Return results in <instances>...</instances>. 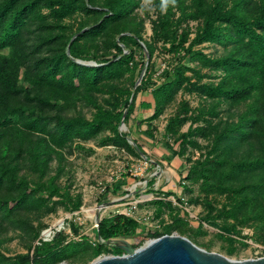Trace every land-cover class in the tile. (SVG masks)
Here are the masks:
<instances>
[{"label": "trees", "instance_id": "16d2710c", "mask_svg": "<svg viewBox=\"0 0 264 264\" xmlns=\"http://www.w3.org/2000/svg\"><path fill=\"white\" fill-rule=\"evenodd\" d=\"M138 6L137 0H0V245L8 233L30 244L26 254L13 257L0 250V264L118 256L123 251L106 242L133 239L144 231L137 220L117 214L99 221L94 242L86 237L66 242L62 232L43 241L47 226L40 220L58 210H80L81 198L72 195L71 184L60 181L68 157L93 153L83 144L95 141L98 147L143 155L135 140L128 142L131 132L119 127L125 110L128 125L137 95L149 90L152 102L140 108L152 114L137 123H147L149 135L152 123L179 97L199 100L196 107L183 99L177 103L163 140L174 157L188 150L200 153L194 161L186 159L182 191L191 195L196 187L203 196V222L219 229V238L229 243L254 226L252 238L264 246V0H168L164 13L159 7L151 21L149 42L134 15ZM189 22L199 23L193 37ZM203 45L214 52L205 53ZM157 49L171 57L159 84L152 81ZM79 103L92 110L90 119L69 115ZM170 140L176 148L169 147ZM212 198L225 203L217 208ZM154 203L159 212L173 207ZM186 226L175 219L143 240L174 231L184 235ZM73 231L78 234L74 226Z\"/></svg>", "mask_w": 264, "mask_h": 264}, {"label": "rangeland", "instance_id": "374dc122", "mask_svg": "<svg viewBox=\"0 0 264 264\" xmlns=\"http://www.w3.org/2000/svg\"><path fill=\"white\" fill-rule=\"evenodd\" d=\"M137 1L139 6L134 15L136 20L141 23L143 38L149 42L152 36L151 21L156 18L159 7L164 13L168 0ZM74 22H78V18L74 19ZM198 25V22L187 24L188 29L193 33L191 37ZM201 48L205 53L214 52V48L210 45H203ZM151 62L153 65L152 81L159 84L160 74L170 65L171 57L157 49ZM181 99L189 101L192 107H196L199 102L196 96L179 97L174 105L168 107L164 114L152 123L153 131L152 135H149L146 132L147 123L141 126H138L137 123L152 114V110L140 108V103L152 102L150 90L137 95L135 110L126 126V132L130 131L129 140H135L142 148L143 155H139L138 158L112 146L98 147L95 141L83 144L86 149L93 150L91 155L81 152L68 157L65 175L60 182L64 185L71 184L72 195L81 198V208L74 213L58 210L55 214L42 218L40 221L47 228L41 232L40 238H43L45 233L51 234L50 239H52L56 233L62 232L67 237L66 242H78L82 237L94 242L97 219L100 221L102 218L123 214L137 220L144 227V231H138L137 236L133 239H119L125 241L130 248L138 250L152 240L147 238L143 240L148 233L162 231L163 226L171 225L175 219H182L187 225L185 234L181 235L178 231H174L172 235L186 239L191 236L193 238L188 240L202 250L220 254L233 261L264 258V246L257 244L252 238L255 236L254 226L243 228L239 236H233V243L221 240L219 238L220 230L203 222L207 209L203 204L204 198L198 189L195 187L193 194L184 195L182 191L183 177L189 169L186 159L190 157L194 161L200 153L196 150H188L184 157H174L166 149L163 140L166 122L169 117L175 114L177 103ZM77 114L90 119L92 110L79 103L75 109L69 112L70 116ZM187 128L188 125L182 129V132H186ZM199 143L201 146L206 145V142L201 139ZM168 145L176 148L172 140L168 142ZM119 184H121L120 190L114 193V188ZM179 198L182 204L176 201ZM159 201L171 203L172 209L164 207L159 212V206L154 203ZM194 201L198 203H192ZM211 202L219 208L225 203V199L212 198ZM94 213H98L97 218L93 216ZM218 224L222 225L221 222ZM199 225L203 227L200 230L202 234L196 237L195 233ZM73 226L78 231L77 235L73 231ZM140 240H143V244L138 247L137 244ZM29 246V241L24 237L17 233H8L3 236L0 250L6 256L13 257L26 254ZM109 247L112 249L113 246ZM229 250H233L232 255L228 254ZM123 255H125L124 252L118 256ZM111 256L116 255L103 253L88 261L76 259L60 264H92L98 259Z\"/></svg>", "mask_w": 264, "mask_h": 264}, {"label": "water", "instance_id": "95a60500", "mask_svg": "<svg viewBox=\"0 0 264 264\" xmlns=\"http://www.w3.org/2000/svg\"><path fill=\"white\" fill-rule=\"evenodd\" d=\"M142 45V43H141ZM146 51V50H145ZM128 51L124 50V54ZM69 56V51L67 50ZM148 63V58H147ZM78 64H84L81 61H75ZM88 66H95V63H87ZM142 73L138 83L135 85L130 102L134 96L135 88L140 85L144 76ZM127 110L121 120L120 132H126V126L123 123ZM131 145L132 140L128 141ZM98 217V213L96 218ZM99 222V220L97 219ZM103 243V242H102ZM112 245L123 251V256H111L96 260L92 264H264V258L257 260L233 261L220 254L207 252L198 248L191 241L181 236L165 235L161 238L151 240L147 245L138 250L130 248L123 240H112L105 243Z\"/></svg>", "mask_w": 264, "mask_h": 264}, {"label": "built area", "instance_id": "2783aa9c", "mask_svg": "<svg viewBox=\"0 0 264 264\" xmlns=\"http://www.w3.org/2000/svg\"><path fill=\"white\" fill-rule=\"evenodd\" d=\"M98 223H99V222L97 221L96 224H95V228L98 227ZM50 238H51V234H48V235H47V234L44 233L43 238H41V239H42L43 241H50V240H51Z\"/></svg>", "mask_w": 264, "mask_h": 264}, {"label": "bare ground", "instance_id": "6f19581e", "mask_svg": "<svg viewBox=\"0 0 264 264\" xmlns=\"http://www.w3.org/2000/svg\"><path fill=\"white\" fill-rule=\"evenodd\" d=\"M96 215H97V213H94V215H93V216H95V217H96Z\"/></svg>", "mask_w": 264, "mask_h": 264}]
</instances>
